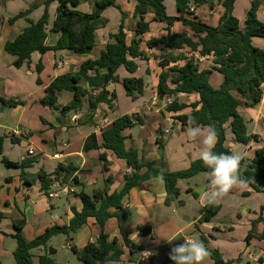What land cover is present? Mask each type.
Returning a JSON list of instances; mask_svg holds the SVG:
<instances>
[{"label":"crops","instance_id":"1","mask_svg":"<svg viewBox=\"0 0 264 264\" xmlns=\"http://www.w3.org/2000/svg\"><path fill=\"white\" fill-rule=\"evenodd\" d=\"M100 1L79 0L76 9L85 14L94 13ZM254 2L260 3L257 15L264 22V0H236L232 15L240 21L241 28H244L246 15ZM164 4L169 17L179 16L175 0H164ZM136 5V0H117L116 7L102 12V18L107 23L97 28L96 46L89 55H78L68 50L48 51L45 54L35 52L22 67L16 68L14 63L17 57L6 52L5 46L29 27L30 21L38 22L46 7L44 0H0V99L13 103L0 102V139H3V154L0 155V264H16L14 253L17 241L13 237L16 233L15 222L25 221L23 236L31 241L49 228L68 226L74 217L73 209L81 211L83 208L80 199L82 191L92 196L105 188L108 179L112 180L110 193L121 190L124 176L130 172L127 162L109 150H84L86 140L92 134L97 136L100 144L102 132L117 118L139 115L143 119V125L126 130L124 135L128 137L127 147L137 149L145 161L154 162L169 172H176L189 169L192 163L199 160L200 141L189 140L186 134L188 126L184 127L175 118L190 114L192 105L200 100L199 95L181 94L179 98L187 108L175 114L167 111L166 98H160L157 93L163 72L159 63L164 50L161 45L149 49L146 43L153 38L166 37L168 30L165 23L154 21L153 12L146 15L151 24L150 32L144 35L141 43V51L147 59L137 60L139 69L134 75L123 68L118 72L121 80L131 77L144 80L145 91L137 96V100L126 95L121 83H110L107 90L117 95L112 108L101 104L96 111H90L88 99H85L80 111L62 115L61 109L74 99L73 93L69 91H63L58 96L60 110H54L42 102L46 89L56 78L77 73L84 62L99 59L106 47L114 43L111 36L119 32L123 14L127 41L131 43L139 21L135 16ZM191 8L192 16L189 18L194 15L212 27H218L226 13L223 1L219 0H210ZM57 9V2L48 7V47H55L61 38V33L52 31ZM24 12L27 13L26 17L10 22ZM171 31L183 33L188 29L182 22H175ZM189 34L192 36L191 32ZM253 45L264 49V39L254 38ZM180 53L188 57L193 55L188 48L175 52L176 55ZM195 57L200 56L195 54ZM212 61V57L205 59L201 69L212 70ZM184 64L181 61L177 65ZM174 65L171 64V67ZM38 68H41L40 72ZM210 82L215 89H219L223 84V76L212 70ZM91 93L96 95L98 92ZM238 112L246 121L248 135L254 139L247 146L238 144L227 126L226 146L231 152L246 153L244 160L250 161L257 150L264 148V96L255 107L240 106ZM158 138L164 141L163 155L157 144ZM31 149L35 151L34 156L29 155ZM101 154L107 155L110 164L108 170L100 160ZM4 159L15 164L30 162V165L25 169L11 168L4 164ZM60 166L74 169L75 172L69 178L62 172L57 179L55 173ZM243 170L244 165L241 164L239 174ZM41 174L51 177V181L56 178L63 183H70L76 192L58 201L49 200L42 186ZM72 177L78 179L79 185L74 184ZM208 180L207 173L180 180L178 186L181 196L169 206L166 205L164 181L152 179L146 182L144 188L132 190L123 202V209L131 213L130 218L122 228L116 218H111L106 224L110 241L118 239V247L124 254L120 261L104 264H166L171 249L183 243L184 238L205 241L210 255L204 264H215L213 252L219 253L224 262L231 264H264V239L261 238L264 222H259L255 229L253 226L259 218L264 220V186L256 183L258 190H255L246 183L238 185L215 203L208 204L202 199ZM208 206L220 207V210L210 222H202L203 209ZM140 227H144L146 233ZM122 230L129 233L134 245L141 248L139 252L132 254L125 246ZM252 231L253 238L248 243L247 237ZM100 232L96 220L90 218L74 237L55 236L48 247L56 250L53 257L58 264H85L72 251V247L83 250L92 243L91 240L95 242L98 239ZM172 239L176 240L169 244L167 240ZM56 242H60L59 247L55 245ZM45 253L43 247L34 249V264H40V257Z\"/></svg>","mask_w":264,"mask_h":264},{"label":"trees","instance_id":"2","mask_svg":"<svg viewBox=\"0 0 264 264\" xmlns=\"http://www.w3.org/2000/svg\"><path fill=\"white\" fill-rule=\"evenodd\" d=\"M136 1L135 16L139 18V21L131 43L127 41L124 29L125 15L122 13L123 20L119 32L111 36L114 43L106 47L99 59L84 62L77 73L65 74L56 78L46 89L43 104L54 110H60L58 96L63 91H69L73 93L74 99L61 109L62 115L80 111L85 99H88L90 111H96L101 104H107L112 108L113 103L117 100V95L115 92L111 93L107 90L110 83H121L126 95L134 101L137 100V96L142 95L145 91L144 80L135 77L121 80L118 72L123 68L134 75L139 69L137 60L147 59L146 54L141 51V43L144 35L150 32L151 24L147 21L146 15L153 12L154 21L165 23L168 30L166 37L153 38L146 43L149 49L159 45L163 46L164 54L159 63L163 72L160 75L157 93L162 99L172 98V103L167 106V111L176 114L187 108V105L182 103L179 98L181 94H198L200 100L192 105L193 111L175 118L184 127L188 126L187 121L190 116H194L197 123L203 127L214 126L218 135V142L214 149L216 153H231V150L226 146L227 126L234 135L236 143L244 146L249 145L254 137L248 135L246 121L238 112V108L240 106L253 108L261 102L264 96V49L253 45L254 38L264 39V22H261L257 15L260 3L252 4L246 15L244 28H241L240 21L232 15L236 0H219L223 1L226 13L218 27L204 24L194 15L193 18H189L192 16L191 6L206 4L210 0H175L178 17L167 15L164 0ZM53 2L58 3V9L52 31L61 33V38L55 47H48L46 45L49 24L48 7ZM116 2L117 0H101L97 3L96 12L85 14L76 9L79 0H44L46 9L42 18L38 22L30 21L29 27L14 41L8 42L5 50L10 55L17 57L14 63L16 68L22 67L35 52L45 54L48 51L68 50L78 55H89L96 46L95 32L97 28L103 27L107 23L102 18V12L110 7H116ZM26 16V12L20 13L10 22L13 23ZM175 22H182L188 31L172 32L171 28ZM189 32L192 33V36ZM185 48H188L193 55L188 57L183 53L175 54ZM195 54L213 58L212 70L223 76V84L219 89H215L211 85L212 70L201 69V63H198ZM181 61H184L185 64L178 66L177 64ZM171 64L175 65L171 67ZM38 71L40 72L41 68H38ZM91 91L98 93L94 95ZM0 102L13 105L3 99H0ZM143 124L144 121L139 115H124L117 118L108 129L102 132L100 144L95 134L88 137L84 146L86 152L105 149L112 151L119 159L127 162L130 172L124 176L121 190L110 193L109 185L112 180L108 179L105 188L96 191L92 196L82 191L80 199L83 208L81 211L73 209L74 217L68 226L49 228L44 234L31 241L26 240L23 236L25 221L15 222L16 233L13 237L17 241V249L14 253L16 264H34L32 251L41 247L45 248L46 253L40 257V264H58L53 257L56 250L48 247L50 240L58 235L74 237L87 225L90 218H94L100 226L101 232L98 239L89 243L83 250L72 247V251L85 264L118 262L124 252L118 247V239L110 241L106 233V224L111 218H116L122 228L130 218L131 213L123 209V202L131 191L144 188L146 182L157 179L162 174L167 192L166 205L169 206L181 196L178 186L180 180L190 179L209 171L200 160L192 163L187 170L169 172L164 167H158L154 162L142 159L137 149L127 147L128 137L124 135V132ZM157 144L163 155L164 141L158 138ZM2 154L3 139H0V155ZM100 160L108 170L110 164L107 155L101 154ZM3 162L11 168L25 169L30 165V162L15 164L6 159ZM241 164L244 165V170L240 174V178L246 180V184L255 190H258L256 183L264 186V148L257 150L252 160L243 159ZM62 172H65V177L69 178L75 170L60 166L55 173L57 179ZM40 179L43 189L48 190L52 182L51 177L41 174ZM72 181L75 185H79L77 178L72 177ZM219 210L220 207H205L201 221L210 222ZM0 218H2L1 213ZM259 222H264L262 217L254 223V229ZM140 230L146 233L144 227H140ZM129 236V233L122 230L125 246L132 254H135L141 248L134 245ZM252 238L253 231L249 233L247 242L249 243ZM261 238L264 239V233ZM212 258L215 264H231L224 262L217 252L212 253ZM166 264H173V262L168 258Z\"/></svg>","mask_w":264,"mask_h":264},{"label":"clouds","instance_id":"3","mask_svg":"<svg viewBox=\"0 0 264 264\" xmlns=\"http://www.w3.org/2000/svg\"><path fill=\"white\" fill-rule=\"evenodd\" d=\"M186 134L191 141H200L201 147L197 158L209 169L207 188L202 199L208 203H215L218 199L228 194L235 186L244 185L246 180L240 178L239 169L246 153L233 151L231 153H216L215 146L218 142L217 130L214 126L207 129L199 125L194 116L187 121ZM163 181V175L157 177ZM174 240H167L171 244ZM210 255L205 243L199 239L184 238L183 243L177 244L169 253L173 264H204Z\"/></svg>","mask_w":264,"mask_h":264},{"label":"built area","instance_id":"4","mask_svg":"<svg viewBox=\"0 0 264 264\" xmlns=\"http://www.w3.org/2000/svg\"><path fill=\"white\" fill-rule=\"evenodd\" d=\"M192 9V8H191ZM207 57H198L197 61L198 63H202ZM166 106L172 103V98H166L165 99ZM29 155L34 156L35 151L33 149L29 150ZM72 183V182H71ZM76 192L75 187L70 185V183H63L60 180H57L56 178L52 180L48 190H46V197L51 200V201H58L60 200L63 196L69 195ZM93 243V240H91Z\"/></svg>","mask_w":264,"mask_h":264},{"label":"rangeland","instance_id":"5","mask_svg":"<svg viewBox=\"0 0 264 264\" xmlns=\"http://www.w3.org/2000/svg\"><path fill=\"white\" fill-rule=\"evenodd\" d=\"M120 104H122V101L120 100ZM58 241V240H57ZM55 245L57 246V247H59L60 246V242H56L55 243ZM249 262H244V264H248Z\"/></svg>","mask_w":264,"mask_h":264}]
</instances>
